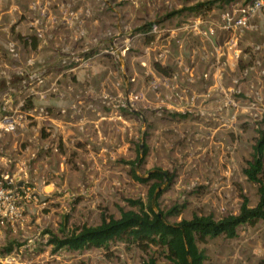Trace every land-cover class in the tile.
Segmentation results:
<instances>
[{"label":"rangeland","instance_id":"rangeland-1","mask_svg":"<svg viewBox=\"0 0 264 264\" xmlns=\"http://www.w3.org/2000/svg\"><path fill=\"white\" fill-rule=\"evenodd\" d=\"M214 1L205 15L189 11ZM248 1L66 0L61 8L56 0H13L14 20L24 23L17 31L38 39L43 49L51 48L53 58L24 57L17 43L8 39L6 57H0V71H6L0 74V102L7 82L19 85L8 91L13 102L15 95L26 98L20 88L24 74L42 66L43 91L53 84L58 90L43 94V117L24 116L17 136H7L9 145L0 153L14 163H25L26 188L33 198L21 221H0V264H144L151 258L168 264L162 249L153 245L142 251L116 241L107 248L54 251L48 242L51 234L62 237V225L69 234L99 225L102 217L118 219L121 210L136 211L128 199L146 203L153 181H135L132 167L142 179L156 170L173 178L160 187L158 207L154 206L157 214L182 207L178 216L168 218L172 224L195 214L215 220L237 215L243 196L250 206L256 205L257 185L248 182L242 170L258 132H264V74L252 71L242 76L252 65L249 57L235 62L234 68L222 59L223 89L216 90L211 46L201 40L192 45L169 33L194 17L214 19L226 5ZM4 2L11 0H0ZM79 9L81 22L74 16ZM66 18L70 22L62 24ZM153 24L161 26L159 34L137 31L143 28L146 33ZM255 36L254 43L263 40ZM11 42L18 58L8 55ZM194 44L197 53L192 52ZM254 59L264 70V53ZM47 64L52 71L46 73ZM78 64L80 74L70 72ZM73 84L79 85L75 92L68 88ZM67 100L73 102L52 112L45 108L46 102ZM230 101H238V107ZM28 104L25 100L24 111L31 109ZM61 117L73 126L68 136L59 132L56 121ZM22 129L25 137L19 136ZM133 161L134 166L127 164ZM10 244L14 248L6 255L3 251ZM197 245L205 264H264V221L240 227L235 239L221 236Z\"/></svg>","mask_w":264,"mask_h":264},{"label":"trees","instance_id":"trees-1","mask_svg":"<svg viewBox=\"0 0 264 264\" xmlns=\"http://www.w3.org/2000/svg\"><path fill=\"white\" fill-rule=\"evenodd\" d=\"M213 3L216 2L196 5L189 11L195 13V16L204 15L211 10ZM137 31L145 30L139 28ZM157 69L159 70V67ZM177 116L184 117L182 114ZM127 164L134 166L135 162ZM242 173L248 182L257 185L258 200L255 206H250L249 200L243 196L237 215H228L215 220L213 216L195 214L189 220L172 224L168 218L178 216L182 207L174 206L166 212H161V218H159V214L154 211V206L158 207V199L162 194L160 187L165 181L171 184L173 178L168 173L156 170L149 173L148 179H142L136 175L135 168L132 167L131 177L135 181L143 184L153 181L148 189L146 203L141 200H126L130 207L136 208V211L121 210L118 219L102 217L99 225L82 226L69 234H64L65 225H62L61 238L49 231H45V234H51L48 242L53 246L54 251L107 248L109 243L118 241L133 244L142 251H146L151 245L161 248L162 255L168 264H205V256L199 250L197 243L221 236L226 239H235L240 227H253L258 222L264 221V132H258L251 159L246 163ZM13 248V244H10L4 249V254H10ZM144 264H156V261L151 258Z\"/></svg>","mask_w":264,"mask_h":264},{"label":"crops","instance_id":"crops-1","mask_svg":"<svg viewBox=\"0 0 264 264\" xmlns=\"http://www.w3.org/2000/svg\"><path fill=\"white\" fill-rule=\"evenodd\" d=\"M47 1L48 0H46V3L48 4L49 2H47ZM65 1L66 0H56V2H58L56 4V6L57 7L59 6L62 8L64 6L63 4L65 3ZM52 2H53V0H52ZM13 10H14L13 0H11L10 4L5 3V2L3 4L0 3V57L3 54H5V57H6V51H5L4 45L8 39H11L12 41L17 43L18 49L22 52V55L24 57L28 56V55H32V56H35L36 58H39V59L41 58L42 61H43V58L52 59L53 57L51 56V54H52L51 48L49 49V47H47V48L43 49V43H40V41L38 39H36L35 37H31V35L26 34V32L23 33L21 31L22 29L17 31V27H19L20 25H22L24 23H22V22L16 23V20H14L16 16H15ZM82 11H83L82 9H79L78 11H76V13H78L80 15V18H83V17H81ZM207 13L208 12H206L205 14H207ZM217 18H218V16L214 19H204V18L201 19L199 17H194L191 20H189L188 24H182L178 27H174V28L170 29L169 33H174V35L176 34L177 36L182 37L184 41L188 40L190 42V44H192L193 42L195 43V41L199 42V40H201V41H203V43L207 42L211 46V51H210V56L212 59L211 64L213 66L216 65L215 73L213 75V77L215 78V85L213 87H215L216 90L217 89L222 90L223 87L220 83L219 78L222 76L220 69L222 70L223 68L220 65V62H222V59H226V62L231 66V68H234L233 65H235L234 61L231 60L229 52H226L224 50L225 44L230 39L231 34L224 32V31H220L218 29H216L215 36L211 37L209 39H206L205 37H203L199 34L200 29H204L209 24H214L217 21ZM50 19H51V17H50ZM200 20L202 21V23L200 22ZM68 22H70V21H69V19L66 18V19H63L62 24H68ZM252 23L257 27V31L245 32L244 35L239 40L240 48L243 50V57L244 58L249 57L250 65L255 60L254 57L256 55L264 53V50H263L258 54H254V53H252V51L250 49L251 45H256V44H260V43L264 42V15H260L259 17L255 18ZM15 24H18V25L16 27H14ZM28 26H30V25H28ZM13 32H15L16 35L12 36ZM255 35L262 36L263 40L259 43H254L253 41L255 39H258V37ZM71 36H70V40H74V39H71L72 38ZM4 37H6V40H3ZM248 42H249V44H247ZM194 46H195V44H194ZM201 49H204V47L202 46L200 48V50ZM206 49H209V48H206ZM196 51L199 52V47L195 46L192 48V52L195 53ZM204 52H206V50ZM204 52L202 53V55L204 54ZM75 57H78V56H75ZM243 57H242V59H243ZM204 58L209 63V61H210L209 55L204 54ZM211 64H209V65H211ZM22 65H24V64H22ZM51 66H52L51 64L45 65L46 73L52 71ZM41 68L43 69V66ZM71 68L72 69L70 70V72L71 71H73V72L78 71V74H80L81 67L79 66V64L74 65ZM2 73L4 74V73H6V71L1 70L0 74H2ZM203 76H204V78H206L209 75L207 73H205V74H203ZM193 81H194V79H193ZM6 84H7L6 86H8L9 88L6 87L7 90H6V92L2 93V95L4 94L5 97L8 96V98L6 100L8 102H10V105H12L14 108H16L22 100H24V101L26 100L28 103H30V104H28V106H30V107H32V106H34L36 108L43 107V99H40V97L38 95H36L34 93H30L27 90H25L26 93H24V94H26L25 95L26 98H23V99L19 98L18 99L19 96L17 97V95H15L16 98L14 97V99H13L14 102H13L8 91L10 92L11 89H14V87H19V85L9 86V82H7ZM78 86H79L78 84H75V86L73 84V87L70 86L68 88H69V90L72 89V91L75 92V90L77 89ZM4 89H5V87H4ZM71 101L72 100H67L64 103H58L57 101H56V103H55V101L54 102H51V101L46 102L45 108H47V110L49 112H52L53 111L52 109L58 110V108L60 106L63 107ZM51 117H53L52 114H51ZM40 118H42V117H40ZM56 122L59 126V129H60L59 132H61L62 135L68 136V134H70V131H73L72 130V128H73L72 124L70 125L71 127H68L67 123L64 121V117H61ZM19 133H21L19 136L25 137L27 135V133L23 129ZM7 136L13 137V136H17V135H16V132L13 134H2V135H0V153L3 149H6V147L9 145L8 140L11 137H7ZM69 136H71V135H69ZM64 139H67L71 142L70 137H67ZM14 143H18V142L15 141ZM24 148L28 149V147H26V145H24ZM25 171H26V166H25L24 162H22L20 164L14 163V161L6 159V157L0 155V175H8V176L12 177L16 181V185L19 187L27 185V180H26L27 174Z\"/></svg>","mask_w":264,"mask_h":264},{"label":"built area","instance_id":"built-area-1","mask_svg":"<svg viewBox=\"0 0 264 264\" xmlns=\"http://www.w3.org/2000/svg\"><path fill=\"white\" fill-rule=\"evenodd\" d=\"M83 14V12H82ZM87 15V12L85 13ZM260 15H264V0H249L248 2H232L218 14L217 21L214 24L207 25L204 29L199 30V34L206 39L215 36L216 29L231 34L230 39L225 44L224 50L229 52L231 60L238 63L243 57V50L240 48L239 40L248 31H257V27L252 23L253 20ZM75 18L81 22L80 15L74 13ZM202 23V21L200 20ZM160 25L153 24L149 30L143 35H156L161 32ZM38 37H41L39 34ZM8 55L12 58H18V51L15 43L7 44ZM252 53L258 54L264 50V42L256 45H251ZM224 51V52H225ZM166 52V51H164ZM30 67L33 61L27 63ZM252 71L264 74L260 60H254L251 67L243 71V77H247ZM21 74V73H20ZM45 86L43 69H35L24 74L20 87L30 93H34L43 99V94L56 92L58 88L53 84L51 87L43 91ZM4 96L0 102V135L13 134L21 125L24 116H32L34 113H39L43 117V107H31L28 111L25 110V101L14 108L10 105ZM232 107H238V101L229 102ZM258 109V108H256ZM47 114V113H46ZM33 200L26 186L19 187L16 181L8 175H0V221L6 224L14 225L22 220V215L27 203Z\"/></svg>","mask_w":264,"mask_h":264},{"label":"water","instance_id":"water-1","mask_svg":"<svg viewBox=\"0 0 264 264\" xmlns=\"http://www.w3.org/2000/svg\"><path fill=\"white\" fill-rule=\"evenodd\" d=\"M141 148H142V146L140 147V149H141ZM159 190H160V189H159ZM158 216H159V218H161V215H160V214H159Z\"/></svg>","mask_w":264,"mask_h":264}]
</instances>
